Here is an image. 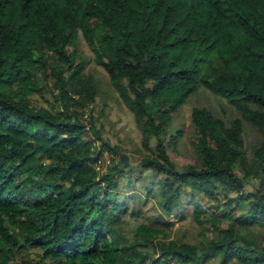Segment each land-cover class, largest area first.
Listing matches in <instances>:
<instances>
[{
  "label": "trees",
  "instance_id": "obj_1",
  "mask_svg": "<svg viewBox=\"0 0 264 264\" xmlns=\"http://www.w3.org/2000/svg\"><path fill=\"white\" fill-rule=\"evenodd\" d=\"M88 62L132 115L136 166L102 137ZM199 85L260 134L250 156L239 119L192 108L197 162L169 158L182 137L173 116ZM169 216L189 219L174 239ZM19 253L34 264H264V0H0V264H24Z\"/></svg>",
  "mask_w": 264,
  "mask_h": 264
},
{
  "label": "rangeland",
  "instance_id": "obj_2",
  "mask_svg": "<svg viewBox=\"0 0 264 264\" xmlns=\"http://www.w3.org/2000/svg\"><path fill=\"white\" fill-rule=\"evenodd\" d=\"M83 53L86 57L92 58L88 49L83 48ZM84 73L92 74L100 86L99 95L96 104H94L92 114L96 117L97 124L100 123V121L103 124V139L107 140L110 145H119L123 149L127 150L128 152H126V155L129 157L131 166H136L134 158L137 156L136 150L140 148V134L134 126L132 115L125 110L116 93H114L108 86L109 83L107 81V76L104 75L100 67L94 65L93 62H88ZM32 98L36 99L37 96L33 95ZM41 102L43 106H46V103L43 102L42 99ZM101 108H103V113L99 114L98 111ZM192 108H205L214 117L222 119L226 124L233 119H239L242 123V138L247 156H250L252 149L261 141L260 134L251 124L241 119L239 113L234 107H232L224 98L210 93L207 89L199 85L172 119V127L174 129L180 128L182 131V137L179 139L175 149H171L169 147L167 148V154L169 158L177 164L185 165L187 163L197 162L191 144L194 134L193 128L190 125L189 114ZM85 111H87V109H84V112ZM103 119H105V123ZM153 143L154 141L151 142L152 146ZM105 156L106 157H104V159H107L108 156ZM98 169L101 170L99 167ZM142 174V177L145 178L146 176H153L148 171H143ZM255 185V182H252L251 184L246 183L244 185V190L246 192L250 191ZM121 193H123L122 190ZM128 196V192L125 191L123 197L127 198ZM196 198L198 199L197 202L200 206L208 208L210 204V200L208 198H199L198 196H196ZM243 209L245 208H242V210ZM169 220L173 223L170 227V235L171 238L174 239L179 236L183 230H185V224H187L189 219L187 217L182 221H175L174 217L169 216ZM128 221L130 222L129 229H132L135 225L133 224L132 219H128ZM138 221L140 222L141 220L139 219ZM29 259L23 257L21 253L16 255L17 263L21 262L24 264H34L31 263ZM43 264L49 263L44 262Z\"/></svg>",
  "mask_w": 264,
  "mask_h": 264
},
{
  "label": "built area",
  "instance_id": "obj_3",
  "mask_svg": "<svg viewBox=\"0 0 264 264\" xmlns=\"http://www.w3.org/2000/svg\"><path fill=\"white\" fill-rule=\"evenodd\" d=\"M104 157H106V156H104ZM104 157H103L102 160H98V161H97V164L102 165V166L107 165L108 162H109V159H108V157H107V159H104Z\"/></svg>",
  "mask_w": 264,
  "mask_h": 264
},
{
  "label": "clouds",
  "instance_id": "obj_4",
  "mask_svg": "<svg viewBox=\"0 0 264 264\" xmlns=\"http://www.w3.org/2000/svg\"><path fill=\"white\" fill-rule=\"evenodd\" d=\"M100 167L103 169L105 166L100 165Z\"/></svg>",
  "mask_w": 264,
  "mask_h": 264
}]
</instances>
